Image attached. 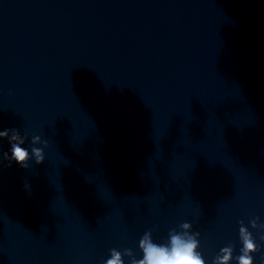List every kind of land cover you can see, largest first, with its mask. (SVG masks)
Wrapping results in <instances>:
<instances>
[{"label":"clouds","instance_id":"obj_1","mask_svg":"<svg viewBox=\"0 0 264 264\" xmlns=\"http://www.w3.org/2000/svg\"><path fill=\"white\" fill-rule=\"evenodd\" d=\"M8 140L10 145V155L8 152L3 153L4 159L8 161V166L15 161L23 168H28V161L34 159L36 164H41L45 160L44 148L36 147L43 144L47 147L48 142L42 141L40 135L31 138V149L23 147L28 139L25 135H21L19 130L15 128L0 130V140ZM259 218L250 221L253 229L261 231L260 239L264 240V224H258ZM239 228V237L242 244L240 254L235 257L237 264H254L253 253L260 251L252 233L241 221ZM180 228L188 230L192 228V224L185 222ZM199 232L189 233L188 231L177 232L172 230L169 232V239L166 244H157L152 240L151 232H146L139 241V249L143 253L142 259H137L133 255L131 249H125L123 253L116 249L110 252V258L105 264H125L123 257L130 258L129 264H207L202 254L197 251L199 247ZM233 246L223 247L219 254L215 256L212 264H232ZM264 259V258H262Z\"/></svg>","mask_w":264,"mask_h":264}]
</instances>
